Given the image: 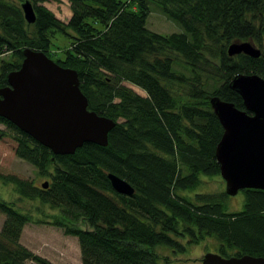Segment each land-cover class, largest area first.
<instances>
[{
    "label": "trees",
    "instance_id": "obj_1",
    "mask_svg": "<svg viewBox=\"0 0 264 264\" xmlns=\"http://www.w3.org/2000/svg\"><path fill=\"white\" fill-rule=\"evenodd\" d=\"M29 1L34 23L24 20L15 0H0V88L19 68L23 48L40 50L76 70L87 109L115 125L105 147L84 142L61 155L0 116L16 142L15 155L48 179L43 189L0 173V183L38 202L36 208L55 211L48 223L77 238L81 264H181L169 254H183L204 238H213L215 253L224 258H264V191L239 190L243 206L234 213L224 190L180 195L199 187L201 176H220L214 154L223 129L209 98L244 109L229 80L238 73L264 78V54L255 59L225 52L242 40L263 47L264 0H67V23L44 7L46 0ZM153 8L183 31H150L145 21ZM58 32L69 39L62 55L50 50V36ZM108 173L129 183L132 194L114 192ZM0 212V264H53L18 240L26 223L42 221L2 197Z\"/></svg>",
    "mask_w": 264,
    "mask_h": 264
},
{
    "label": "water",
    "instance_id": "obj_2",
    "mask_svg": "<svg viewBox=\"0 0 264 264\" xmlns=\"http://www.w3.org/2000/svg\"><path fill=\"white\" fill-rule=\"evenodd\" d=\"M28 23L35 22L32 3L19 6ZM229 56L244 53L258 58L264 54L252 40L228 44ZM23 59L17 70L7 74V85L0 88V116L19 130L48 147L53 154H72L84 142L107 145L108 132L115 121L89 111L86 96L80 91L76 70L66 69L43 51L23 48ZM229 87L242 98L244 109H237L219 96L209 98L213 114L222 127L215 144L220 178L226 194L233 196L244 188L264 191V78L256 73H238ZM114 192L126 196L133 187L123 178L108 173ZM43 189L47 181L40 184ZM202 264H264V258L253 255L222 257L206 252Z\"/></svg>",
    "mask_w": 264,
    "mask_h": 264
},
{
    "label": "rangeland",
    "instance_id": "obj_3",
    "mask_svg": "<svg viewBox=\"0 0 264 264\" xmlns=\"http://www.w3.org/2000/svg\"><path fill=\"white\" fill-rule=\"evenodd\" d=\"M15 3L21 5L17 0ZM70 2L67 0H46L43 3L45 8L50 9L54 13L55 18H59L62 21L69 20L71 8L69 7ZM151 6H155L153 3ZM158 8H153L148 15L145 24L150 31L158 32L159 34L173 33V32H182L183 29L178 23L173 20H170L163 13L158 12ZM50 39L53 43L50 47V50L56 53V55H62V48L69 45V39L65 34L57 33L51 34ZM264 47V44H263ZM8 58V55L3 56ZM49 57V56H48ZM53 60L54 56L49 57ZM125 84L135 92L141 94L142 97L146 95L145 91H142L136 86L130 85V83L125 82ZM0 129H3V134L0 135V173L2 174H13L20 179H28L34 183V185L39 186V184L48 180L47 178L38 176L37 170L34 166H30L26 161L20 160L14 152L15 141L9 136L5 127L0 124ZM202 182L201 185L195 187L191 192L183 191L180 195H188L189 197L194 196L195 193H222L225 191L224 185L225 182L222 178L218 176H201ZM0 197L5 200H14V206L16 209L20 210L21 213L30 214L31 219H39L40 223H26L22 228L21 235L19 237V242L25 247V249L31 250L35 255H40L44 257L45 260H49L53 264H81L78 248L77 238L71 235H65L62 228L53 227L52 224L48 223L49 214L54 213L49 207H41L38 209L35 205H38V202L32 201L31 199L24 198L23 200L16 196L12 191V187L4 186L0 183ZM226 208L234 213L240 211L243 206V198L240 191L233 195L227 196L226 198ZM40 211L42 213L37 212ZM43 215V217H42ZM4 220V215L0 212V228ZM82 227H85L86 230L89 227L81 224ZM199 243L194 244V246H186L183 254H169V249L162 248V252L169 254L170 258L173 260H179L181 264H197L202 260L206 252L215 253L218 249V244L213 238H204ZM26 264H34L30 260H26Z\"/></svg>",
    "mask_w": 264,
    "mask_h": 264
}]
</instances>
